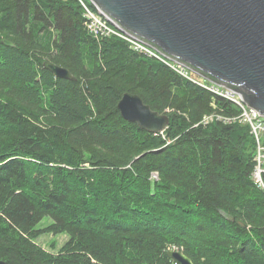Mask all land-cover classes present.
Here are the masks:
<instances>
[{"label": "trees", "instance_id": "obj_1", "mask_svg": "<svg viewBox=\"0 0 264 264\" xmlns=\"http://www.w3.org/2000/svg\"><path fill=\"white\" fill-rule=\"evenodd\" d=\"M125 92L167 127L124 119ZM212 113L238 108L117 36H92L77 0H0V259L177 264L167 251L178 249L194 264H264L254 136L204 122ZM41 233L68 238L54 253Z\"/></svg>", "mask_w": 264, "mask_h": 264}, {"label": "water", "instance_id": "obj_2", "mask_svg": "<svg viewBox=\"0 0 264 264\" xmlns=\"http://www.w3.org/2000/svg\"><path fill=\"white\" fill-rule=\"evenodd\" d=\"M124 31L205 80L239 94L264 116V0H90ZM6 45H13L8 40ZM55 76L74 79L64 67L46 62ZM121 116L152 133L168 115L134 93L117 102ZM167 254L177 264H194L180 250ZM0 264H6L0 259Z\"/></svg>", "mask_w": 264, "mask_h": 264}, {"label": "built area", "instance_id": "obj_3", "mask_svg": "<svg viewBox=\"0 0 264 264\" xmlns=\"http://www.w3.org/2000/svg\"><path fill=\"white\" fill-rule=\"evenodd\" d=\"M81 5L83 16L85 18L86 30L95 38H103L107 36H117L124 40L130 49L144 53L146 55L156 57L163 63L171 67L175 72L182 77L210 90L213 93L222 96L223 98L231 101L238 108V113L230 116L221 114H209L203 117L204 122H209L214 118L222 119L224 122L238 121L249 125L251 133L254 136L256 149L254 156V168L251 173L252 179L256 186L264 191V116L258 114V112L249 107L239 96V94L232 90L222 86L212 84L210 82L204 83L201 80L193 78L190 73V69L184 65L173 61L161 54L149 44L143 42L136 36L124 31L109 18L106 17L90 0H77ZM207 84V85H206ZM210 86V87H209ZM153 177H157L156 173H152Z\"/></svg>", "mask_w": 264, "mask_h": 264}, {"label": "rangeland", "instance_id": "obj_4", "mask_svg": "<svg viewBox=\"0 0 264 264\" xmlns=\"http://www.w3.org/2000/svg\"><path fill=\"white\" fill-rule=\"evenodd\" d=\"M190 76H192L193 78H196L197 80H201V81L207 83V80H205L203 77L199 76L195 72H192ZM50 222H51V219L49 217H44L36 225V228H42V227L46 226L47 224H49ZM67 238H68V236H67L66 233H58V234L41 233L36 238V243L39 246H41L42 248H44L45 250H48V251L56 253L59 250V248L63 245V243L67 240Z\"/></svg>", "mask_w": 264, "mask_h": 264}, {"label": "bare ground", "instance_id": "obj_5", "mask_svg": "<svg viewBox=\"0 0 264 264\" xmlns=\"http://www.w3.org/2000/svg\"><path fill=\"white\" fill-rule=\"evenodd\" d=\"M186 67V66H185ZM180 75V74H179ZM181 76V75H180Z\"/></svg>", "mask_w": 264, "mask_h": 264}]
</instances>
